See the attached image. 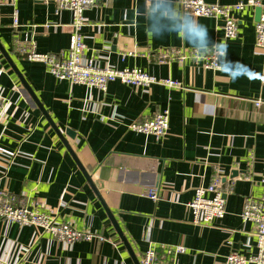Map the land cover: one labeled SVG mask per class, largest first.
<instances>
[{
    "label": "crops",
    "instance_id": "0c3cea01",
    "mask_svg": "<svg viewBox=\"0 0 264 264\" xmlns=\"http://www.w3.org/2000/svg\"><path fill=\"white\" fill-rule=\"evenodd\" d=\"M179 1L98 0L85 13L87 57L99 67L139 69L182 84L137 89L114 82L106 92L59 81L20 51L34 43L38 54L64 55L72 31L68 11L39 0L0 4V45L62 134L75 133L66 140L100 196L0 50L1 186L95 236L65 245L34 226L0 222V264H141L150 248L164 259L163 247L178 246L185 252L175 264H226L232 254L256 253L255 227L241 217L246 199L264 197V50L256 48V9L232 13L239 33L227 40L222 20L184 15ZM204 1L230 7L246 0ZM173 12L206 28L205 50L218 46L226 52L221 70L194 59L159 62L161 53L199 50L174 31ZM129 53L135 55L124 57ZM237 64L244 68L233 79L229 69ZM167 110L170 128L163 139L129 130ZM216 180L226 216L196 226L189 209L195 191ZM150 190L157 191V201L147 196Z\"/></svg>",
    "mask_w": 264,
    "mask_h": 264
},
{
    "label": "built area",
    "instance_id": "2783aa9c",
    "mask_svg": "<svg viewBox=\"0 0 264 264\" xmlns=\"http://www.w3.org/2000/svg\"><path fill=\"white\" fill-rule=\"evenodd\" d=\"M12 0H0V4L9 3ZM49 5H55L58 12L68 11L71 14V36L68 51L64 55L38 54L35 44L20 47V51L31 62H40L46 65L48 73L62 82L70 85H82L96 88L106 92L108 85L114 82L134 87L150 88L153 85H162L169 88H181L182 84L173 80H161L139 69L119 70L114 67H99L95 57L88 58V47L84 43L83 30L88 26L85 13L96 6L98 0H39ZM180 7L184 15L195 18H207L223 21V35L227 40L238 37V22L232 17V13H241L245 9L261 8L263 13L260 22L255 27L256 48L264 50V5L262 0H246L235 6L224 7L210 5L204 0H180ZM14 26H18L17 12H15ZM220 51L217 52L216 49ZM226 52L214 46L209 50H192L188 53L171 51L169 54L161 53L159 62L165 63L178 60L184 63L188 59H194L196 63L203 64L206 69L221 70L219 56ZM134 53L125 54L124 57L133 56ZM258 107L260 102H258ZM4 107L0 104V119L4 114ZM170 128V115L168 110L153 118L136 122L129 130L138 134L151 135L156 139H163ZM264 187V180L261 182ZM151 200H158L156 190H150L147 195ZM193 224L200 227L212 225L215 221H221L226 216V202L219 180L207 188L199 187L195 191V198L190 203ZM244 222H250L255 227L256 253L249 257L230 255L226 264H264V197L261 199H246L242 213ZM0 222L17 224L20 226H34L43 234L72 245L78 242H90L95 236L78 231L72 225L58 221L51 212L40 210L37 203L29 199L19 198L10 193L0 184ZM165 256L161 259L156 248L148 249L141 264H175L176 258L185 252V248L163 247Z\"/></svg>",
    "mask_w": 264,
    "mask_h": 264
},
{
    "label": "water",
    "instance_id": "95a60500",
    "mask_svg": "<svg viewBox=\"0 0 264 264\" xmlns=\"http://www.w3.org/2000/svg\"><path fill=\"white\" fill-rule=\"evenodd\" d=\"M262 13H263V11H262L261 8L256 9V22L257 23L260 22ZM0 50L2 51L3 55L7 58V60L10 61V64L13 65L14 70L17 72L18 76L20 77V80L22 82V85H23L24 89L28 92V94L30 95V97L35 102L36 106L40 109V111L42 112V114L45 117V119L48 121V123L50 124V126L52 127V129L54 130V132L59 137L60 141L68 149L69 153L71 154V156L73 157L74 161L78 165L80 171L83 173L85 179L87 180V182L89 183V185L91 186V188L93 189V191L95 192V194L97 195V197L100 199V196H99V193L97 191V188H96L95 184L93 183L92 176L80 164V162L78 161V159L76 158V156L72 152V150H71V148H70V146H69V144H68V142L66 140V137H69V138L73 139L75 137V133L72 132L71 130H67L65 132V135L62 134V132L59 130V128L56 126V124L49 117V114L47 113V111L45 110V108L43 107V105L39 102V100L37 99V97L35 96V94L33 93V91L31 90V88L29 87V85L27 84V82L25 81V79L23 78V76L20 74V72L18 71V69L11 62V59L9 58L8 54L6 53V51L3 49V47L1 45H0ZM233 175H234V177H236L237 176V172H233ZM224 198H226V197L224 196ZM103 206H104V208L106 210V213H107L110 221L112 222L113 226L115 227V229L117 231V234L120 237V240L122 241V243L124 244V246L128 250L129 254L131 256H134L133 251H132V248H131L128 240L125 238V236H124L122 230L120 229V227H119L116 219L114 218L113 214L111 213L110 210H108V208L105 206L104 203H103Z\"/></svg>",
    "mask_w": 264,
    "mask_h": 264
},
{
    "label": "clouds",
    "instance_id": "9594fccd",
    "mask_svg": "<svg viewBox=\"0 0 264 264\" xmlns=\"http://www.w3.org/2000/svg\"><path fill=\"white\" fill-rule=\"evenodd\" d=\"M172 18L176 20L175 26H174V31L176 33L182 34L185 39L191 43L195 48H198L200 51H204L207 47V30L206 28L199 24L196 20L189 18H186L183 14L181 13H172ZM217 52L220 50L217 48ZM224 56L221 54L219 56V60L223 61ZM224 66H228L225 64ZM244 68L243 65H234L231 66L230 73H231V78H237L240 70Z\"/></svg>",
    "mask_w": 264,
    "mask_h": 264
},
{
    "label": "rangeland",
    "instance_id": "374dc122",
    "mask_svg": "<svg viewBox=\"0 0 264 264\" xmlns=\"http://www.w3.org/2000/svg\"><path fill=\"white\" fill-rule=\"evenodd\" d=\"M30 200V199H29Z\"/></svg>",
    "mask_w": 264,
    "mask_h": 264
}]
</instances>
